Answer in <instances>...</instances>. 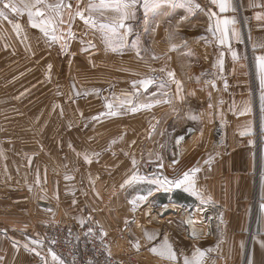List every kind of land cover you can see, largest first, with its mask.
Wrapping results in <instances>:
<instances>
[{"label": "rangeland", "instance_id": "374dc122", "mask_svg": "<svg viewBox=\"0 0 264 264\" xmlns=\"http://www.w3.org/2000/svg\"><path fill=\"white\" fill-rule=\"evenodd\" d=\"M179 2L176 6L161 4L147 12L142 6L134 9L135 15L125 21L131 33L123 46L118 42L106 43L99 29L81 20L79 24L71 23L74 35L63 49L59 42L47 39L39 28L0 29V102H8L5 107L11 106L9 110L17 118L22 117L24 123L10 126V135L28 137L23 140L24 150L36 157L34 162L28 159L29 169L24 170L23 178L32 179V175L36 178L43 169L60 173L61 178L63 172H70V184L50 190L55 197L59 193L79 203L70 211L63 210L67 219V215H74L78 219L71 220L81 222L77 220L110 211L128 221L127 224L136 220L141 227L144 213L192 214V206L179 208L166 204L167 210L164 209L160 203L169 199V195L156 193L152 200L148 198L133 208L129 201L137 194L146 195L153 185L142 182L121 187L134 172L144 177L149 163H159L160 176L165 175V159H174L181 145L191 137L192 124L198 122L196 115H190L197 107L192 96L199 93L203 99L204 74L223 64L214 59L220 50L213 44L205 10L193 0L191 9L180 7ZM4 3L7 1L0 0V12L5 18L21 21L27 18L29 23L27 13H12L4 9ZM65 3L71 4L75 12L78 4L83 7L88 0H65ZM94 15L98 22L106 23L115 13L105 9L102 15ZM35 22H39L38 18ZM62 29L67 32L68 25ZM169 72L173 73L171 77ZM148 78L154 83L147 90L138 83L133 85V81ZM198 81L199 88L192 89ZM124 99H130L132 106H151L131 111L125 105L116 115L106 114V104ZM157 100L160 102L154 103ZM184 100L186 107L182 104ZM177 138H181L179 143ZM182 150L183 156L186 150ZM85 154L90 162L85 161ZM121 157H128L127 163H120ZM97 183L102 186L96 188ZM110 193L113 202L97 204L99 195ZM59 206L66 205L60 201ZM213 212L211 204H198L195 215L204 222L206 215ZM140 227L135 225L134 230L139 231Z\"/></svg>", "mask_w": 264, "mask_h": 264}, {"label": "crops", "instance_id": "0c3cea01", "mask_svg": "<svg viewBox=\"0 0 264 264\" xmlns=\"http://www.w3.org/2000/svg\"><path fill=\"white\" fill-rule=\"evenodd\" d=\"M6 1L22 5L18 0ZM193 1L208 15L213 44L220 50L214 59L223 64L204 74L203 99L199 93L192 96L197 107L190 115H196L198 122L192 124L191 137L181 145L174 159L164 158L165 175L159 178L171 179L198 169L194 173L196 185L210 199L201 203L183 188L165 190L167 186L153 185L149 200L155 193L169 195L161 205L192 206V214L144 213L141 227L136 224L140 229L136 230L138 233L134 230L136 237L129 250L136 254V264H184V258L192 259L197 248L205 252L201 264H264V209L260 207L264 204V69L258 60L264 56V0H225L226 11L220 10V0ZM45 2L55 4L59 0ZM79 21L76 17L71 23L79 24ZM17 24L20 28L38 29L27 18L21 21L0 16V29L15 28ZM199 82L192 89L199 88ZM7 103L0 102V264H59L36 231V225L61 220L65 216L63 210L70 211L79 204L59 193L55 197L50 191L70 184V172H63L61 178L60 173L43 169L36 178L31 173L33 182L23 178L24 170L29 169L28 159L34 162L36 157L24 150L23 140L28 137L10 135V126L24 121L9 110L11 106L5 107ZM182 104H186L185 100ZM183 148L186 151L182 156ZM128 159L121 157L118 161L125 164ZM144 172L147 178L144 182L150 183L158 177L145 169ZM66 176L70 179H65ZM99 186L102 185H95ZM60 201L65 208L59 206ZM97 201V204H110L113 196L99 195ZM198 204H211L214 209L204 222L195 215ZM67 216L69 220L78 219ZM117 216L101 211L96 217L86 216L77 221L92 218L111 230L128 222ZM166 245L171 247L175 259L169 257ZM153 248L157 251L153 252Z\"/></svg>", "mask_w": 264, "mask_h": 264}, {"label": "snow or ice", "instance_id": "6c2138e0", "mask_svg": "<svg viewBox=\"0 0 264 264\" xmlns=\"http://www.w3.org/2000/svg\"><path fill=\"white\" fill-rule=\"evenodd\" d=\"M177 0H88V3L81 7L77 5L75 12L72 10L71 4L64 3V0H59L58 3L50 4L46 3L45 0H35L34 3H26L18 6L15 3H4L3 7L5 9H11L14 13H19L22 11L27 12L29 18V23L32 27L39 28L41 32L46 37H49L52 42H59L61 48L63 49L68 44V41L74 35L71 31V22L73 19L78 17L85 24L90 25L93 29H99L101 31L102 37L105 39L106 43L118 42L119 45L123 46L126 43L127 36L131 33V28L125 23L127 19L135 15L134 9L142 6L145 11L150 8H156L161 4H169L176 6ZM180 7H186L191 9L192 4L191 0H180ZM111 9L115 16L111 19H108L107 22H98L95 18V13H100L102 15L103 10ZM220 10L226 11V2L225 0H220ZM65 13H67V20H65ZM87 13V15H86ZM3 12H0V16H3ZM38 18L39 22H35ZM68 25L67 32H65L60 26ZM17 31L20 29V25L17 24L14 26ZM59 29V34L57 31ZM124 31H121V30ZM113 50L117 48L113 47ZM235 55V54H234ZM260 61V66L264 69V56L258 57ZM168 75L171 77L173 73L169 72ZM141 85L145 90L154 83L152 78L144 79L141 81H133V85ZM177 92H179V82H177ZM127 96V94H124ZM155 95V94H153ZM160 101H154V103H159ZM165 102H168L165 100ZM133 102L130 99L121 100L119 103H108L105 107L108 109L107 115H116L118 111L123 108L125 105L130 107L131 111H136L137 108H147L151 105L149 104H139L132 106ZM211 107V105H210ZM104 115V114H101ZM194 118V117H193ZM181 138H177V143ZM84 159L86 162H90V159L87 154H85ZM175 163V161H174ZM133 166L136 165L135 159L132 160ZM198 169H192L188 172H185L183 176H177L175 178L163 177L153 179L150 181L152 185L159 187H165V190L169 188H183L184 191L189 192L193 197L199 198L201 203L207 202L210 197H205L204 194L199 190L194 179V173ZM65 179H70V177H65ZM146 177H142L137 173H133L127 180L124 181L125 185H131L136 183H142L146 180ZM152 195V192L149 191L145 194H137L129 203L135 208L138 203H143L148 200L149 196ZM261 209H264V204L260 205ZM89 232L92 229L88 230ZM105 233L101 230V236ZM32 243H39L38 241H32ZM168 254L171 259H175V254L172 252L171 247L167 246ZM35 251V249H32ZM51 251V250H50ZM153 252L157 250L152 249ZM54 260H59V264H64L63 260L59 259L55 253H51ZM39 255V253H37ZM205 252L199 248L196 249L193 258L189 259L188 257L184 258V264H201V260Z\"/></svg>", "mask_w": 264, "mask_h": 264}, {"label": "built area", "instance_id": "2783aa9c", "mask_svg": "<svg viewBox=\"0 0 264 264\" xmlns=\"http://www.w3.org/2000/svg\"><path fill=\"white\" fill-rule=\"evenodd\" d=\"M145 169L146 173L156 176L162 171L159 163H149ZM134 228L133 222L121 229L110 230L92 218L81 222L62 218L36 225L42 240L67 264H136V254L129 250V244L134 240ZM101 230L105 235L101 236Z\"/></svg>", "mask_w": 264, "mask_h": 264}, {"label": "bare ground", "instance_id": "6f19581e", "mask_svg": "<svg viewBox=\"0 0 264 264\" xmlns=\"http://www.w3.org/2000/svg\"><path fill=\"white\" fill-rule=\"evenodd\" d=\"M137 223H134V225H136Z\"/></svg>", "mask_w": 264, "mask_h": 264}]
</instances>
